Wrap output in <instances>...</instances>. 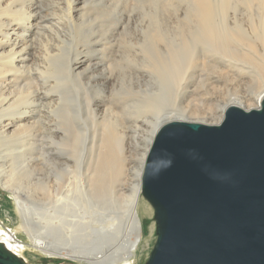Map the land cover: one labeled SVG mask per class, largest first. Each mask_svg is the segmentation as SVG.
Wrapping results in <instances>:
<instances>
[{"label":"bare ground","instance_id":"6f19581e","mask_svg":"<svg viewBox=\"0 0 264 264\" xmlns=\"http://www.w3.org/2000/svg\"><path fill=\"white\" fill-rule=\"evenodd\" d=\"M166 1L167 5L170 6L171 2ZM191 1L193 3L194 24H191L192 27H188V24L187 33L180 34V42L176 46L169 43L168 48H166L168 50L162 52H158L159 49L157 50L155 46L154 49L148 48L150 49V59L153 60L154 65L159 67L158 73L167 84L171 83L172 79H176L175 83L179 84L188 74L190 66L195 62L194 46L197 43L215 50L220 49L227 54L231 50L229 48L228 51L229 43L233 39L242 37V34L238 33L240 28H238L239 31H234L232 28L230 31L228 30L230 29L229 26L223 24V17L216 19L215 10L219 9L222 12L225 7H228L230 0ZM242 1L248 3L247 6H249L253 0ZM256 2L262 7L260 11L263 12L264 20V0H256ZM40 3L41 0L40 2L39 0H0V185L14 204V211L19 223L15 226V231L26 236L28 243L19 242L12 234L1 231V222L0 242L25 261L26 259L23 257L24 248L28 247L27 253L36 251L48 256L69 258V260L87 264H134L132 258L138 256L142 244V226L139 213L142 210L143 214L150 216L152 210L149 203L141 199V176L147 152L157 130L173 121L197 122L207 125L218 124L228 106H236L246 111L257 109L261 95L264 93V60L262 62V74L253 81L251 96L246 100L233 97H230L232 99L227 98L229 100L224 98L227 101L221 108L219 107L220 113L216 115L217 118H212L209 113L200 115V113L188 112L185 109H173L176 97L170 92H163L166 83H161V90L149 95L147 108L155 113V120L150 135L145 141L147 143L143 154L140 155V163L131 172L130 177L132 178L129 183L125 184L119 181L123 174L121 162L122 134L119 128L124 124L121 125L120 120L114 119L112 114L108 118L109 115L107 116V113L103 111L106 113L104 116L110 120L105 118L104 122L102 119V133H100L102 136L100 143H98L100 144V151L98 150L96 166H94L95 168L87 181L83 175L78 174L73 169L74 172L70 171V175L65 178L67 179V181L65 180L66 183L64 181L63 184L57 185L56 189L35 182H29L26 185L24 180L28 179L26 176L30 175L31 169L36 168L41 163L40 160H44L45 156H48V153L44 156L46 151L44 144L46 143L43 142V139L46 142L48 140L56 141L54 139L59 134L56 128L59 125L63 126L64 129L67 127V130L73 125L71 124V110L68 107L70 103L67 106V98L65 97L66 81L73 76L79 77L82 70L86 71L95 62L97 64L110 53L109 43L103 41L95 44L92 48L90 53L93 58L91 60H88L86 53L80 51L79 54L77 53L78 56L74 62L68 64L63 58L64 56L59 54V42L56 43L57 45L54 42L57 40L56 36H59L58 33L74 25L75 17H77V6L82 3V0H50L49 5L51 4L50 10L52 12L48 19L40 16L38 9ZM60 6L64 8H59ZM257 8L259 10L260 7ZM45 22L52 23V30L54 29L53 31L57 33L51 32V37L41 38L40 43L42 45H40L43 51L40 50L37 55L35 51H32L34 50L32 49L33 41H29L28 38L30 37L27 34L31 32V28L38 27ZM261 24L263 26L261 28L263 31L260 33L262 39L264 37V22ZM235 28L237 27L235 26L233 29ZM38 30L40 31V28ZM39 31L37 32L40 34ZM178 33H180L179 30ZM158 34L160 35V33ZM179 39L177 38L178 41ZM161 40L160 42H163ZM175 40L172 42L176 43ZM151 43L150 47L153 44ZM156 45L158 46V44ZM248 46H251L249 50L252 52L254 46L251 44ZM256 49L254 48V50ZM261 53L264 54V49ZM40 60H42V66L38 63ZM98 92L97 90L95 95L98 96ZM178 95H180L179 87ZM186 100L187 97H184V102ZM92 104L99 111L101 102L95 99ZM88 106L91 109L90 104ZM167 107L170 109H166ZM93 116H95L94 113ZM35 128H39L37 133L42 135L40 137L42 140H38L35 135ZM73 129H75L74 125ZM64 135L61 134L62 141L67 139L63 138ZM69 143L71 144L70 141ZM44 161L45 164L50 162L54 164L52 159L51 161L48 159V163L46 160ZM64 166L68 173L70 165L69 168ZM34 171L36 170L34 169ZM37 189L36 195L34 191ZM38 195H40V199H37ZM32 201H42V205L28 207ZM38 220H42L43 225L37 224L36 221Z\"/></svg>","mask_w":264,"mask_h":264},{"label":"rangeland","instance_id":"374dc122","mask_svg":"<svg viewBox=\"0 0 264 264\" xmlns=\"http://www.w3.org/2000/svg\"><path fill=\"white\" fill-rule=\"evenodd\" d=\"M168 1L171 2L170 6L169 4L167 5L166 0H82V3L77 6V17H75L74 25L58 33V37L56 36L57 40L55 39L54 44L59 42V54L64 56L63 58L66 59L68 64L74 62L80 51L86 53L88 60H91L93 58L90 53L92 48L95 44L103 41L109 43L110 53L105 59L98 61L97 64L93 62V66L86 71L82 70L79 77L73 76L66 81L67 85L65 84L66 87L64 86L67 89H65V97L67 98V106L70 103L68 107L72 115L71 121L73 123L71 122V124L74 125L75 129H73V125L68 130L67 127L64 129L62 128L63 126L59 125L60 127L56 128L59 131V134L54 139L56 141L51 142L48 140L46 142L43 139V142L46 143L44 144L46 150L44 156L48 153L44 160L48 163V159L50 161L52 159V162L54 164L57 162V164L54 165L51 162L45 164V161L41 159V163L36 168L31 169L30 175L26 176L28 179H23L26 181V185L29 182H35L56 189L57 185L63 184L65 180L67 181L65 178L70 175V171L74 172L73 169L78 174L83 175L85 181H87L95 168L94 166H96L98 152L100 151V144L98 143H100V137L102 136L100 134L102 133V119L105 122V118L108 115L109 118L111 114L114 119L120 120L121 125L124 124L119 129L122 134L121 162L124 174L120 177L125 182L120 178L119 181L120 183H129L132 178L130 177L131 172L140 163V155L143 154L147 143L145 141L150 135L153 121L155 120V113L147 108L149 95L153 92H159L161 83H166V88L163 89V92H170L176 97L173 109H185L188 112L200 113V115L209 113L212 118L218 117L216 115L220 113L221 106L229 100L227 98L233 97L239 100H246L251 96L253 81L262 74V62L264 60V54L261 53L264 49V37L261 39L262 36H260L263 31L261 22L263 23L264 20L263 12L260 11L262 7L258 5L259 3L253 0L254 4L251 2L247 6L248 3H244L242 0H230L228 7H225L222 12L219 9L215 10L216 19L223 17L225 20L222 19V22L229 26L228 28L230 29L228 30L230 31H239L238 28H240L238 33H241L242 37L233 39L230 42L231 47L229 43L228 51L230 49L232 51L230 50L227 54L220 51V49L215 50L209 46L197 43L194 46L195 64L193 63L190 66L188 74L184 76L181 82L179 81L180 83L178 82L179 84L175 83L176 79H172L171 83L167 84L158 73L159 67L154 65L153 60L150 59V49L148 48L154 49L155 46L157 50L159 49L158 52H162L163 50H168L166 48H168L169 43L171 45L173 43L176 46L180 42V34H186V29L194 24L192 16L193 3L191 0ZM49 2L50 0H41V5H38L42 18L48 19L51 17L52 11L50 10L51 4L49 5ZM257 7H260L259 10ZM59 8L64 7L60 6ZM188 24L189 26L187 27ZM235 26L237 28L233 29ZM26 27L28 26L26 25ZM38 27L31 28V32L27 34L30 37L28 38L29 41H33L32 49L34 50L32 51H35L37 55L42 50L41 38H48L49 36L51 37L52 33H57L53 31L54 29L52 30L53 25L49 22L40 24ZM177 29L180 33H178ZM174 35L177 36L175 37ZM159 38L163 42L157 40ZM174 40L176 43L172 42ZM150 43L152 44L151 47ZM250 44L254 46L252 47V52L249 50L251 46L248 45ZM62 46L64 47L63 49ZM254 48L257 49L254 50ZM41 61H38V63L42 66ZM178 87L180 95H178ZM97 90L99 91L98 96L95 95ZM233 93L234 95L236 94V97H234ZM184 97H187L185 102ZM95 99L101 102L99 111L92 104ZM88 104H90L92 110L89 109ZM88 109L89 111H87ZM166 109H170V107ZM93 110L94 112H91ZM143 110L145 111L143 112ZM103 111L107 113V116H104L106 113ZM93 113L95 116H93ZM106 120L110 119L106 118ZM34 130L38 140H42L40 138L42 135L37 133L39 128ZM61 134H65L63 138L67 139L62 141ZM48 145L49 147H47ZM47 157L49 158L47 159ZM56 165L58 166L56 167ZM64 165L68 166V168L70 165L68 173ZM34 169L38 172L34 171ZM72 176L75 177L74 175ZM46 177H48V181ZM72 178L70 179L72 180ZM37 191L38 189L34 191L36 195ZM37 199H40V195L37 196ZM141 199L143 200L142 197ZM11 201L9 195L0 185L1 231L12 234L17 241L26 244L28 243L26 236L20 235L15 231V226L19 223L14 211L13 201ZM37 202H30L28 207L42 205V201H40L41 203ZM139 216L142 226V244L138 256L132 259L134 264H145L156 239L155 222L152 210L150 216L143 214L142 210H140ZM36 222L43 225L42 220ZM28 251V247H25L23 257L26 259V261L24 260L26 264H87L72 259L69 260V258L63 259L62 257L48 256L36 251L27 253Z\"/></svg>","mask_w":264,"mask_h":264},{"label":"water","instance_id":"95a60500","mask_svg":"<svg viewBox=\"0 0 264 264\" xmlns=\"http://www.w3.org/2000/svg\"><path fill=\"white\" fill-rule=\"evenodd\" d=\"M155 242L145 264H264V93L218 124L157 130L141 176ZM3 264H26L0 242Z\"/></svg>","mask_w":264,"mask_h":264},{"label":"snow or ice","instance_id":"6c2138e0","mask_svg":"<svg viewBox=\"0 0 264 264\" xmlns=\"http://www.w3.org/2000/svg\"><path fill=\"white\" fill-rule=\"evenodd\" d=\"M0 264H3V261H2V259H0Z\"/></svg>","mask_w":264,"mask_h":264}]
</instances>
